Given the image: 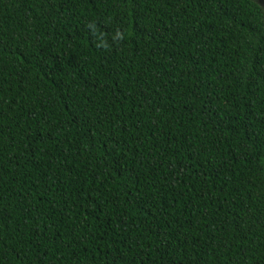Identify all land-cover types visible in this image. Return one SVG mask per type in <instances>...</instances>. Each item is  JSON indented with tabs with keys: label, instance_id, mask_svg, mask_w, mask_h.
I'll list each match as a JSON object with an SVG mask.
<instances>
[{
	"label": "trees",
	"instance_id": "16d2710c",
	"mask_svg": "<svg viewBox=\"0 0 264 264\" xmlns=\"http://www.w3.org/2000/svg\"><path fill=\"white\" fill-rule=\"evenodd\" d=\"M0 264H264V1L0 0Z\"/></svg>",
	"mask_w": 264,
	"mask_h": 264
},
{
	"label": "clouds",
	"instance_id": "9594fccd",
	"mask_svg": "<svg viewBox=\"0 0 264 264\" xmlns=\"http://www.w3.org/2000/svg\"><path fill=\"white\" fill-rule=\"evenodd\" d=\"M117 35H120L119 33Z\"/></svg>",
	"mask_w": 264,
	"mask_h": 264
},
{
	"label": "rangeland",
	"instance_id": "374dc122",
	"mask_svg": "<svg viewBox=\"0 0 264 264\" xmlns=\"http://www.w3.org/2000/svg\"><path fill=\"white\" fill-rule=\"evenodd\" d=\"M261 1H264V0H261Z\"/></svg>",
	"mask_w": 264,
	"mask_h": 264
}]
</instances>
